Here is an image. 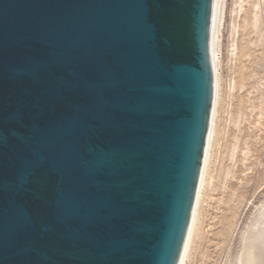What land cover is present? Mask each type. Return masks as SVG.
<instances>
[{
  "label": "water",
  "instance_id": "obj_1",
  "mask_svg": "<svg viewBox=\"0 0 264 264\" xmlns=\"http://www.w3.org/2000/svg\"><path fill=\"white\" fill-rule=\"evenodd\" d=\"M222 0H0V264H183Z\"/></svg>",
  "mask_w": 264,
  "mask_h": 264
},
{
  "label": "rangeland",
  "instance_id": "obj_2",
  "mask_svg": "<svg viewBox=\"0 0 264 264\" xmlns=\"http://www.w3.org/2000/svg\"><path fill=\"white\" fill-rule=\"evenodd\" d=\"M217 105L183 264H235L264 202V0H222Z\"/></svg>",
  "mask_w": 264,
  "mask_h": 264
},
{
  "label": "bare ground",
  "instance_id": "obj_3",
  "mask_svg": "<svg viewBox=\"0 0 264 264\" xmlns=\"http://www.w3.org/2000/svg\"><path fill=\"white\" fill-rule=\"evenodd\" d=\"M217 84L218 83L216 80V71H215L208 149L211 144V139L213 138L212 136H213L214 112L217 105V96H218ZM207 156H208V150H207ZM243 232L244 233L241 234L242 249L238 254V256L236 257L237 259L235 264H264V202L259 203L258 207H256V212L253 216V219L250 221L249 224H247Z\"/></svg>",
  "mask_w": 264,
  "mask_h": 264
}]
</instances>
